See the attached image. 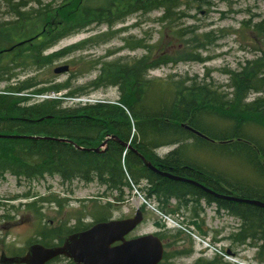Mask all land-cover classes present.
<instances>
[{
	"label": "trees",
	"instance_id": "16d2710c",
	"mask_svg": "<svg viewBox=\"0 0 264 264\" xmlns=\"http://www.w3.org/2000/svg\"><path fill=\"white\" fill-rule=\"evenodd\" d=\"M211 2L0 0L11 17L0 22V41L5 42L0 45V82L16 77L19 71L14 70L39 69L66 57L85 44L111 40L118 32L111 28L133 14L161 10L159 22L167 25L175 38L183 40L187 29L175 30L174 26L184 18H189V11L208 8ZM102 24L108 26L105 32L45 53L60 40ZM255 28L259 34L264 32L262 23H257ZM189 32L192 34L191 30ZM211 36L210 32L193 34L186 40L190 44L189 48L179 50L177 55L160 53L155 57L149 56L152 45L146 43L145 39H124L121 47L131 50L143 48L148 53L131 60L117 58L103 61L100 58L90 62L87 66L94 69L98 67V74L85 86L73 87L70 80L59 83L36 81L34 77L6 85L0 89V133L32 135L35 138H0V176L8 173L18 180H30L49 175L58 176L67 183L73 180L85 184L95 182L104 188L99 196H111L117 205L124 201L131 184L140 186L144 182L146 196L155 198L164 212L173 213L181 206H190L194 211L193 218H196L203 210L200 206L203 200L208 206L214 205L217 213L222 210L240 221L236 233L231 235L233 241L242 244L248 242L257 247L259 252L264 250V208L216 198L193 184L159 176L145 167L138 154L159 170L190 177L219 194L264 202V141L255 131L249 132L250 127L264 129V95L246 101L249 93L260 92L264 87V51L257 58L240 63L237 70L224 69L230 91L219 90L220 87H213L196 78L190 79L189 84L184 79L169 84L148 77V72L156 67L180 61H205L198 50L204 47V40H211ZM20 41L23 43L18 44ZM4 53L14 55L2 62ZM87 87L90 89L86 90ZM107 87L117 89V102L127 111L111 103L61 107L60 97L26 104L35 94L64 91L61 96L70 97ZM182 124L205 137L194 134ZM60 138L70 139L82 148L100 150L78 149ZM188 139H193L192 146L220 153L227 159L244 164L252 173L254 182L243 184L235 178L229 181L227 178L231 176L188 156L185 152L191 146L187 143ZM128 141L137 152L126 151L123 155L125 147L122 143ZM102 144L104 151L101 149ZM163 145L176 147L158 157L153 152ZM170 200H176V207L169 208ZM95 204L91 211L94 219L92 223L106 220L110 215L109 208L114 204L109 201L102 206ZM26 207H33V203H27ZM77 224H80V219ZM77 224L70 228L60 226L45 229L36 243L54 246L65 237L86 230L91 225ZM168 237L183 242V246H189L188 249L181 247L179 253L191 252V241L182 231L177 230ZM201 260L203 264H229L217 256Z\"/></svg>",
	"mask_w": 264,
	"mask_h": 264
},
{
	"label": "rangeland",
	"instance_id": "374dc122",
	"mask_svg": "<svg viewBox=\"0 0 264 264\" xmlns=\"http://www.w3.org/2000/svg\"><path fill=\"white\" fill-rule=\"evenodd\" d=\"M211 3L208 8L203 7L199 10L189 11V18H184L177 25L175 24L176 26L173 28L175 30L187 29L188 33L183 40L175 38L172 30L170 28L169 30L164 23L159 22L158 18L161 15V10H155L147 14H133L122 23H118L111 28L112 30H118L111 40L100 44H85L66 57L39 69L35 67L14 70V72L19 71L18 75L8 81L0 82V89L8 84L31 77H34L36 81L51 80L53 83L70 80L73 87L85 86L98 74V67L94 69L87 66L90 62L100 58L103 61L117 58L131 60L148 53L146 49L142 48L130 50L121 47L124 39H145L146 43L152 45L150 57H155L160 53H168L173 56L177 55L180 52L179 50L189 48L190 44L186 43V40L190 39L193 34L202 35L210 32L212 35L211 40L209 42L204 40V47L198 50L200 57L204 58L205 61H180L175 64L156 67L148 72V77L166 81L169 84L182 79L186 84H189L191 83L190 79L196 78L197 81L204 80L213 87H220L219 90L230 91V88H227L228 75L223 72L224 69L237 70L240 63L244 64L245 60L257 58L264 51V32L259 34L255 28L257 23H262L264 27V0H212ZM6 11L5 5L0 3V22L11 18ZM3 29H6V27ZM107 29L106 26L102 25L70 35L60 40L45 53L80 43ZM190 30L192 34L189 32ZM3 44L5 42L1 40L0 45ZM12 55L14 53H4L1 57L2 62L8 61ZM104 55L108 56L104 57ZM63 64H68L69 70L65 73L55 74L53 69ZM41 85L44 84L38 86ZM88 89L90 87H87L86 90ZM89 91L86 94L89 101L86 103H92L94 100H106L115 104L119 97L115 87ZM63 92L48 93V95L53 98L56 95H62ZM259 95H264V87L260 92L249 93L246 101H250ZM44 97L32 95L26 101V104L37 103ZM60 99H62L61 107L82 105L70 101L67 97H61ZM249 129V132L255 131V134L264 141V129L256 127H250ZM187 143L193 144V139H188ZM175 147L176 145H163L156 148L154 154L161 157ZM185 150L188 156H193L196 160L206 165L210 164L217 171L231 176V179L227 178L229 181L235 178L241 180L243 184L244 182H254L250 170L237 160L227 159L220 153H214L211 150L200 149L192 145ZM133 186L128 192L127 202L117 205L114 204L113 197L99 196L104 188L95 182L85 184L74 180L67 183L62 182L58 176L49 175L30 180H18L8 173L3 174L0 176V256L2 252L6 256L23 255L31 243L41 239V233H45V229L60 226L70 228L77 224L78 219H80V224H77V226L90 225L94 221L91 211L96 206L95 202L100 206L104 205L106 201L114 204V206L117 205L109 208V216H112V218L123 219L135 214L141 197L164 212L155 198L146 196L143 184ZM134 189L137 190V194L132 198ZM27 203H33V207L27 208ZM176 205L174 200L169 201V208H174ZM146 211L147 214L144 216L143 224L138 226L130 236L150 232L154 225L167 229L168 236L180 230L183 234L189 236L190 239H188L191 241L192 236L186 231L188 230L211 245L217 246L219 251L225 254L221 259L226 263L264 264V250L260 253L257 247L250 245L248 242L237 243L233 241V237L231 238V235L236 233L240 221L223 211L217 213L213 205L210 207L205 206L196 218H193L194 211L190 206L187 208L181 206L173 213L164 212L174 223L178 224L175 227L168 226L163 222V218L154 211L150 209H146ZM171 243L173 244L171 245ZM183 244L181 241L175 242L174 239L170 238L169 245L165 249V254H168L167 259H170V261L163 260L162 264H193V261L197 258L210 259L218 256L207 252L208 256L206 257L201 251L202 245L196 240L191 242V252L189 254L179 253L181 247L184 249L189 248L188 245L183 246ZM51 264H66V261L62 260Z\"/></svg>",
	"mask_w": 264,
	"mask_h": 264
},
{
	"label": "water",
	"instance_id": "95a60500",
	"mask_svg": "<svg viewBox=\"0 0 264 264\" xmlns=\"http://www.w3.org/2000/svg\"><path fill=\"white\" fill-rule=\"evenodd\" d=\"M21 43L22 42L19 44ZM68 70V64H63L55 67L53 72L55 74H61ZM182 126L198 136L205 137L188 126H184L183 124ZM0 138L33 139L35 137L0 133ZM59 140L72 143L78 149L99 151L98 148H82L67 138ZM103 144H105V142H103ZM122 146L127 147L130 151L133 150L137 152V150L129 144L122 143ZM138 154L140 159L144 162V165L159 176L186 181L200 187L216 198L250 203L264 208L263 201L222 195L194 180L179 178L168 172L161 171L150 161H146L143 155L140 153ZM141 220L142 214L138 211L135 216L130 218L97 222L82 232L69 235L60 246L47 247L39 243H34L28 247L27 252L23 256L8 257L4 253H1V263L45 264L54 257L64 255L72 259L74 264H158L162 259L163 247L156 235L150 233L131 239H125V235L131 232ZM116 241H120V244L112 246Z\"/></svg>",
	"mask_w": 264,
	"mask_h": 264
},
{
	"label": "flooded vegetation",
	"instance_id": "af4514ba",
	"mask_svg": "<svg viewBox=\"0 0 264 264\" xmlns=\"http://www.w3.org/2000/svg\"><path fill=\"white\" fill-rule=\"evenodd\" d=\"M102 149V148H101ZM102 151H104L103 149H102ZM159 157V156H158ZM162 157V156H161ZM174 201H176V200H174ZM201 204H200V206H201V208H202V206H203V208L206 206V207H210V206H212V205H207V204H205V202L202 200L201 202H200ZM115 206H117V205H115ZM115 206H113V207H115ZM202 208V209H203ZM138 211H140V213L142 214V220H141V222L131 231V232H129L128 234H126L125 235V239H131V238H134V237H137V236H140V235H137V236H130V234L132 233V232H134V230L135 229H137L138 228V226H140L141 224H143V222H144V216H145V214H147V211H146V209L144 208V207H140L138 210H136L135 211V214H133V215H131V216H128V217H126V218H129V217H133V216H135L136 214H137V212ZM110 219H122V218H112V216H109L106 220L108 221V220H110ZM106 220H104V221H106ZM94 222V221H93ZM92 225V224H91ZM90 225V226H91ZM148 233H153L154 235H156L159 239H160V241H161V243H162V247H163V256H162V260L158 263V264H162V262H163V260H167V262H169L170 261V259H167V258H165L166 257V255H168V254H165V249H166V247H168V245H169V241H170V237H168V234H167V229H165V228H160V227H157V226H154L153 225V229L150 231V232H147V233H142L141 235H144V234H148ZM183 234V233H182ZM184 236H186L187 238L189 237V236H187L186 234H183ZM65 239V238H64ZM64 239H63V241H64ZM63 241L60 243V244H56V245H61L62 243H63ZM175 242H177V241H175ZM191 242H193V240L191 239ZM118 244H120V241H116V242H114L113 244H112V246H116V245H118ZM173 243H171V245H172ZM55 245V246H56ZM28 249V248H27ZM27 249H26V252H27ZM206 257L208 256V254H206L205 255ZM62 260H64V261H66V264H68L67 262H72V264H74V262H73V260L72 259H70V258H67L66 256H63V255H61V256H57V257H55V258H52V259H50L49 261H47L45 264H51L52 262H57V261H62ZM0 264H2L1 263V259H0ZM8 264H24V263H8ZM193 264H203V260H201V258H197V259H195L194 261H193Z\"/></svg>",
	"mask_w": 264,
	"mask_h": 264
},
{
	"label": "bare ground",
	"instance_id": "6f19581e",
	"mask_svg": "<svg viewBox=\"0 0 264 264\" xmlns=\"http://www.w3.org/2000/svg\"><path fill=\"white\" fill-rule=\"evenodd\" d=\"M102 25H104V26H106V28H108V26L107 25H105V24H102ZM102 25H100V26H102ZM90 29V28H89ZM106 31V30H105ZM104 31V32H105ZM143 49V48H142ZM131 50V49H130ZM108 88V87H107ZM36 96H39L40 94H35ZM96 103H104V101L103 100H94L92 103H90V104H96ZM121 108H123L124 110H126V108L122 105V104H120L119 105ZM127 111V110H126ZM130 119H131V117H130ZM12 135H23V134H12ZM27 136H32V135H27ZM35 137V136H34ZM11 139H14V138H11ZM60 139H63V138H60ZM62 141V140H61ZM65 142V141H64ZM126 144H130V141H128V142H125ZM126 151H130V150H124L123 151V155H125V153H126ZM170 152V151H169ZM154 153V152H153ZM145 158V157H144ZM145 160L146 161H149V160H147L146 158H145ZM141 161H142V159H141ZM142 163L144 164V162L142 161ZM146 167V166H145ZM162 171V170H161ZM165 172V171H164ZM169 174H171V175H173V176H177V177H179V178H183V179H187V180H193L192 178H190V177H182V176H178V175H175V174H173V173H171V172H168ZM162 177H165V176H162ZM166 178H168V179H171V178H169V177H166ZM171 180H174V179H171ZM74 181V180H73ZM174 181H179V182H184V183H188V182H186V181H180V180H174ZM195 181V180H194ZM141 184H143V186H145V183L144 182H142ZM134 184H131V186H133Z\"/></svg>",
	"mask_w": 264,
	"mask_h": 264
},
{
	"label": "built area",
	"instance_id": "2783aa9c",
	"mask_svg": "<svg viewBox=\"0 0 264 264\" xmlns=\"http://www.w3.org/2000/svg\"><path fill=\"white\" fill-rule=\"evenodd\" d=\"M72 100H74V101H82L83 99L82 98H74ZM143 202H145L146 204H148L144 199H143ZM164 218H166V217H164Z\"/></svg>",
	"mask_w": 264,
	"mask_h": 264
}]
</instances>
